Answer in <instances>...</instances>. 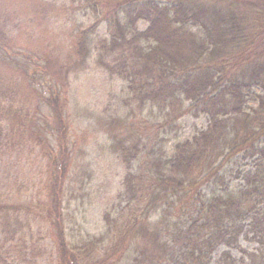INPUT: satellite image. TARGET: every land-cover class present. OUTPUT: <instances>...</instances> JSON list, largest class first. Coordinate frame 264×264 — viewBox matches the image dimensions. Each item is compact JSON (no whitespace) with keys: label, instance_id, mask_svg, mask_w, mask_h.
I'll list each match as a JSON object with an SVG mask.
<instances>
[{"label":"trees","instance_id":"1","mask_svg":"<svg viewBox=\"0 0 264 264\" xmlns=\"http://www.w3.org/2000/svg\"><path fill=\"white\" fill-rule=\"evenodd\" d=\"M73 1L86 8L92 22L78 27L70 60L34 50L42 63L41 70L34 68L33 79L41 72L49 94L37 84L25 86L27 95L42 94L51 111L43 121L37 112L36 121L38 105L34 116H26L27 130L38 144L50 146L58 134L60 154H65L70 76L93 69L94 48L95 65L110 79L118 75L125 81L130 99L141 108L161 106L165 116L176 114L171 119L176 125L186 114L206 123L177 133L168 146H153V161L143 160L139 144L115 134L113 151L125 173L113 208L105 212L100 239L77 247L75 232L67 229L68 214L60 206L55 216V206L43 204L48 216L43 221L57 233L61 258L66 264H120L139 233L148 244L142 258L133 255V264H264V0ZM102 26L107 35L96 33ZM1 27L0 99L9 96L17 73L29 68L25 63L4 70L11 52L23 45L18 42L22 31L15 35ZM4 129L0 120V144ZM62 156L48 177L51 203L56 195L62 197L69 172L70 161ZM9 197L0 188V264L17 262L15 249L21 240L26 244V232L32 231V225L23 229L21 222L30 218L40 224L37 216L28 215L36 204L13 208ZM242 238L254 246L245 248ZM220 246L225 249L215 260ZM234 249L241 251L240 258ZM11 254L17 260L10 261Z\"/></svg>","mask_w":264,"mask_h":264},{"label":"rangeland","instance_id":"2","mask_svg":"<svg viewBox=\"0 0 264 264\" xmlns=\"http://www.w3.org/2000/svg\"><path fill=\"white\" fill-rule=\"evenodd\" d=\"M91 22L86 15V8L78 6V2L73 0H0V25L4 26L1 28L14 31L15 35L22 31L18 42L23 45L15 48L16 53L11 52V57L7 58L9 64L4 70L10 69L11 65L25 63L29 67L28 72L17 73L19 77L11 81L14 89L7 83L10 86L9 96L0 99V120L5 128L0 144V188L13 196L8 198V204L13 208L30 202L36 204L30 207L31 213L28 215L37 216L40 222L36 224L30 218L21 222L23 229L32 225V231L26 232V244L21 240L19 248L15 249L14 255L19 256L21 262L11 254L10 261L17 260L16 264L67 263L58 251L57 233L48 222L43 221L44 217L48 218L43 208L46 203L49 208L52 204L55 206V216L59 215L60 206L66 217L68 214L67 229L75 232L77 247L96 242V239L104 235L105 212L113 208L125 173L121 158L113 151V144L117 142L115 134L120 139L126 136L128 142L139 144L143 149V160L153 161V146L156 150L161 144L168 146L175 138H179L177 133H188L206 123L204 118L186 114L180 117L176 125L171 122L176 114L165 116L161 106L141 108L135 98L130 99L133 93L126 87L125 81L118 75L110 79L106 71L95 65L93 60L97 49L94 48L91 51L93 60L90 59L93 69L70 76V100L64 108L69 131L65 140V154L61 153L70 161L67 167L69 172L65 175L62 197L56 195L57 201L51 203L46 195L48 177L58 169L56 164L63 161L58 146L59 136H54L50 139V146L44 147L32 138L30 129L27 130L30 117L26 120V116H34L38 105L40 109L36 110V121L37 112L43 121L51 117V111L43 104L42 94L27 95L24 92L25 86L31 88V85L37 84L42 93L49 94L48 86L41 84V72L33 79L34 68L41 70L39 64L42 63L40 56L34 55V50L38 49L39 52L44 49L51 55H59L61 61L70 60V43L74 42L80 32V26L84 29ZM96 33L107 35L105 26L100 27ZM58 87L62 88L63 85L59 82ZM150 147L151 151L148 152ZM53 192L58 193L57 187ZM127 217H130L129 213L125 215ZM140 218L145 219V215L142 214ZM20 234L18 231L17 236ZM141 237V234L136 233L131 249L124 251L126 259L120 264H133L136 261L134 256L143 257L148 243L147 239ZM241 242L245 248L254 246L244 238ZM223 249L225 247L220 246L215 252V260ZM233 255L240 258L242 253L234 249Z\"/></svg>","mask_w":264,"mask_h":264}]
</instances>
